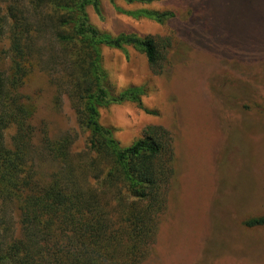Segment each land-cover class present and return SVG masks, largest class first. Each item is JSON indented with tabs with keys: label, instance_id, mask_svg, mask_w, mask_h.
I'll return each instance as SVG.
<instances>
[{
	"label": "trees",
	"instance_id": "16d2710c",
	"mask_svg": "<svg viewBox=\"0 0 264 264\" xmlns=\"http://www.w3.org/2000/svg\"><path fill=\"white\" fill-rule=\"evenodd\" d=\"M89 8L102 16L103 0L0 4V42L8 39L10 59L0 71V264H146L155 255L177 176L174 137L153 126L122 146L102 124L101 109L134 102L157 113L144 105L146 87L117 89L103 49L131 47L158 69L159 46L153 36L99 29ZM139 14L161 23L175 17L171 11ZM46 35L50 38L41 40ZM39 69L50 74L56 102L68 98L86 135L77 153L72 134L51 137L34 122L38 105L26 89ZM8 207L18 215L16 224ZM244 225L264 227V215Z\"/></svg>",
	"mask_w": 264,
	"mask_h": 264
},
{
	"label": "rangeland",
	"instance_id": "374dc122",
	"mask_svg": "<svg viewBox=\"0 0 264 264\" xmlns=\"http://www.w3.org/2000/svg\"><path fill=\"white\" fill-rule=\"evenodd\" d=\"M103 6L102 16L88 9L95 26L113 35L153 36L161 54L155 69L131 47L103 49L117 89L146 87L144 105L157 113L117 103L101 109L102 124L122 146L153 126L175 140L177 176L155 255L146 264H264V227L244 225L264 215V0H103ZM142 10L175 17L161 23ZM8 49L3 37L0 71L9 67ZM51 80L39 69L26 89L38 105L34 122L51 137L72 134L77 153L86 135L68 98L56 102ZM51 167L47 163L44 173ZM7 209L16 224L18 215Z\"/></svg>",
	"mask_w": 264,
	"mask_h": 264
}]
</instances>
